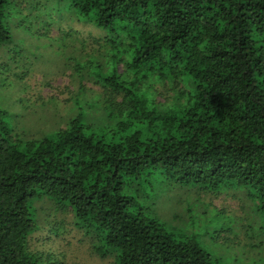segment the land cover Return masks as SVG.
<instances>
[{
	"label": "trees",
	"instance_id": "1",
	"mask_svg": "<svg viewBox=\"0 0 264 264\" xmlns=\"http://www.w3.org/2000/svg\"><path fill=\"white\" fill-rule=\"evenodd\" d=\"M15 2L0 0V46L11 43L6 18ZM71 3L114 38L92 40L84 82L67 91L68 107L82 106L83 117L65 118L19 150L0 109V264H36L27 248L37 230L30 206L42 198L66 203L99 230L115 264H212L194 240H176L129 212L121 190L125 179L162 170L181 186L247 188L264 212V0ZM91 60L107 71L99 83H91ZM139 67L170 79L174 104L168 92L158 95L163 102L147 100L138 81L122 79ZM96 119L113 124L112 141L86 133Z\"/></svg>",
	"mask_w": 264,
	"mask_h": 264
},
{
	"label": "rangeland",
	"instance_id": "2",
	"mask_svg": "<svg viewBox=\"0 0 264 264\" xmlns=\"http://www.w3.org/2000/svg\"><path fill=\"white\" fill-rule=\"evenodd\" d=\"M7 11L12 39L0 46V109L13 143L22 150L58 131L65 118L77 113L83 117L82 106L68 107L67 91L73 89V80L84 82V63L90 59L84 57L92 40L114 37L79 15L71 0H16ZM106 48L108 52L107 43ZM90 62L91 83H99L107 71ZM122 76L124 81H138L147 100L164 101L159 96L168 92L170 103H175L178 91L157 71L139 67ZM184 91L185 97L193 95L190 82H185ZM96 120L86 133L112 141L113 124ZM121 194L132 201L129 212L155 221L176 240H194L212 264H264V212L248 197L247 188L181 186L156 170L141 179H125ZM42 199L30 206L37 230L29 236L27 248L36 264H115L116 253L104 246L99 230L75 219L66 203Z\"/></svg>",
	"mask_w": 264,
	"mask_h": 264
}]
</instances>
